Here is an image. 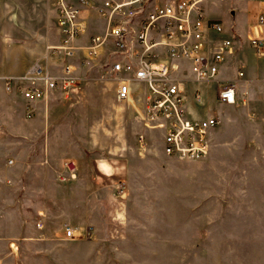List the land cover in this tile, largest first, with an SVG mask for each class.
<instances>
[{"label": "rangeland", "instance_id": "rangeland-1", "mask_svg": "<svg viewBox=\"0 0 264 264\" xmlns=\"http://www.w3.org/2000/svg\"><path fill=\"white\" fill-rule=\"evenodd\" d=\"M205 5L230 24L229 3ZM241 12L243 21L253 17L246 3ZM0 26V38L14 58L24 63L28 53L34 55L22 77L40 60L47 41L57 39L36 0L2 2ZM233 39L240 42L231 63L251 80L246 85L254 97L240 86L236 104L219 108L217 81L203 89L190 85L191 98L199 90L203 100L192 101V115L220 118L229 143L222 148L226 155L244 148L242 142L234 145L239 138L234 122L264 124V55L248 38L235 34ZM97 68L83 70L79 97L68 100L74 127L49 143L44 134L52 131L41 126V114L28 118L20 109L6 111L5 94L14 92L6 89L7 78L0 83V139L6 140L0 142V264H264V186L241 193L233 163L223 158L219 179L209 169V185H204L203 158L167 157L161 134L145 126V106L120 103L116 86L91 77ZM86 91L90 97L82 100ZM9 121L16 138H9ZM246 137L253 140L250 147L264 148V130ZM67 227L81 235L67 237ZM87 227L93 239L84 236Z\"/></svg>", "mask_w": 264, "mask_h": 264}, {"label": "built area", "instance_id": "built-area-1", "mask_svg": "<svg viewBox=\"0 0 264 264\" xmlns=\"http://www.w3.org/2000/svg\"><path fill=\"white\" fill-rule=\"evenodd\" d=\"M75 1L81 6H94V2L99 1L96 11L107 22L106 31L92 36L85 48L76 45L84 32V21L82 8ZM205 1L57 0L59 42L47 44L40 60L24 77L7 78L6 89L22 95L28 103L27 117L32 118L35 103L51 91L78 95L84 78L76 75V66L71 61L79 58L81 65L97 68L103 53L110 48L108 55L113 60L102 66L96 79L115 83L120 103H133L135 99L146 103L145 126L161 134L163 153L167 157L200 160L208 155L211 132L220 120L214 116L196 119L188 114L184 72L189 70L195 83L218 82L220 69L232 49L231 40L207 47L208 33L221 34L223 26L206 18ZM258 24L264 29V8ZM250 42L258 54H262L264 37L250 39ZM80 50H84L83 57L78 55ZM165 58L168 61H163ZM58 62L60 67L53 75L50 65ZM184 63H188V68L182 66ZM218 84V102L235 105L237 85L234 82ZM136 86L143 87V92ZM38 226L42 228L43 223ZM80 235L67 227V237ZM84 236L94 238L92 227L84 230Z\"/></svg>", "mask_w": 264, "mask_h": 264}, {"label": "crops", "instance_id": "crops-1", "mask_svg": "<svg viewBox=\"0 0 264 264\" xmlns=\"http://www.w3.org/2000/svg\"><path fill=\"white\" fill-rule=\"evenodd\" d=\"M16 1H18V0H0V5L2 4V2L3 3L4 2L12 3V2H16ZM36 1H38L39 4L45 8V19H46L47 26H48L47 27L48 32L50 34H52V33L56 34V37H57V39L55 41L48 40L47 41L48 43H46L43 46V48L47 44H52V43L57 44L60 40V33L58 30V25H57V22H58L57 0H36ZM207 1H209V0H207ZM207 1L204 2V13H205L206 18L209 20H212V21H217V22L221 23L223 26V32L221 34H216L214 32L208 33L207 40H206L207 47L210 48V47L220 43L223 40H231L232 41L231 53L226 56L225 61H224L223 65L220 69V73L218 75V83L219 82H221V83L234 82L237 85V90L240 86H242V89L246 90L245 92L247 93L249 98L254 97V92L250 89H247V85H246L247 83L249 84V82L251 80L250 79H247V80L243 79L245 76V72L239 69L240 66L237 69L231 63L232 60L234 59V55L237 52V49L239 47L238 42H240V40H237L238 37L236 40H234L233 36L235 34H237L243 39L248 38L249 41H250V39H253V38H263L264 37V29L261 28L258 24V17L264 8V0H253V1L252 0H247V1L219 0L220 2H223L225 4L229 3L230 7L228 6V10H232L231 11L232 18L230 20L229 25L222 18V16H218V15L214 16L213 13L209 11V8L207 9V6L205 5ZM74 3L77 6L82 8V18L84 21V32L79 37V39L77 40L76 45L79 47L85 48V46H87L89 44L92 36L98 35V34H103L106 31L107 22L103 18H101L96 11L97 5L100 4L99 1H95L94 6H92V5L81 6L78 3V1H75ZM245 3H246V5H249L250 9L252 10L253 17L249 20L243 21L241 19V16H242L241 9ZM233 7H236L237 9L234 10ZM8 17L11 20H13L12 18H14V16H11L9 14H8ZM53 25L55 26V28L53 27ZM233 26H234V29H233ZM0 28H1V26H0ZM0 32H1V29H0ZM6 42H7L6 39L0 38V83H2V80H4L5 78L22 77L24 75V72L28 68V67L25 68L26 64L29 63L34 58L33 53H28L29 59L24 63L19 62L18 58L20 56L18 58H14V56H12V54L7 52L6 48L9 44ZM30 50H32V49H30ZM107 50H106L107 51L106 53L105 52L103 53V57H102V59H100L101 60L100 62H102V60L104 62L105 61L110 62L113 60V59H110L111 56L108 55V52L111 49L108 48ZM261 51H262V54H258L260 56L264 55V43L262 45ZM255 52H256V50H255ZM41 53H43V51ZM78 55H79V57H83L84 56V50H80L78 52ZM40 57L41 56H39L38 58H40ZM235 57L237 58V56H235ZM36 60L37 59H35L34 61H36ZM79 60L80 59L78 58V60L71 61L76 66V75L83 76L82 75V74H84L83 70L90 71L91 69H93L88 65H81V62ZM163 61H168V60L165 58V59H163ZM13 64L15 65L14 69L12 68ZM100 66H103V65L100 64ZM100 66H99V68H97V70H94L92 72L93 75H91V77H93L94 79H96V77L100 73V70H101ZM182 66L188 68L189 65H188V63H184ZM59 67H60V64L58 62V63H56L55 68H53V70L56 71V72H54L55 75H56ZM226 71L231 72L232 74L229 76L224 74V72H226ZM240 73H243V76H240L239 75ZM184 75H185V79H186L185 80V87H186L185 109L188 112V114L192 118H196V119H205V118L211 117V116L218 117L215 114H211V115H208L205 117L192 115V114H195L194 113L195 111L192 109V101H195L196 103H201L203 100H202V95H201L199 90H195L193 99L190 96V85L195 84V85H198L200 88L202 87V89H203V87H207L215 81L207 82V83H195L194 81H192L191 73L189 70L184 72ZM109 84H111L112 86L113 85L116 86V91H117V85L115 83L109 82ZM81 88H82V85H81ZM135 88L138 90L139 86H136ZM139 89H142V92H143V87H140ZM85 93H83L81 95L82 100H86L87 98L90 97L89 92L86 91ZM79 94H80V92L78 93V95ZM13 95H11V96L13 98H15L14 101L10 95L5 94V102L7 104L9 103V106L5 107L6 111L9 114H11L13 111H17L20 109V111L23 112L24 117H27L26 109H27L28 103L22 97V95L20 93L14 92ZM78 95L67 96L60 90H54V91H51L44 99L35 103V114L37 115L39 113L42 116L41 120H40L42 122L41 126L43 128H45L46 130L48 129L49 131H52V132H48L47 134H44V135H46V139L48 140V143L51 140H55L58 137L57 135L61 134V132L64 129L68 130L69 128L74 127L73 125H71V123H69V121L74 120V118L71 117V115L74 112V109L68 100L74 99V98H76V96L79 97ZM99 95H101L100 92H98V97H99ZM237 98H238V96H237ZM215 100H216L217 106L219 108H223L225 106V105H222L218 102L217 97H215ZM1 103H2V99L0 101V106H1ZM133 103L142 104L145 106V109H146V103L143 100L139 101V100L135 99ZM79 110H80V108H79ZM59 111H64V112H62V116L60 118H58L56 121H54L53 120V114H55L56 112H59ZM35 114H34V116H35ZM66 114H67V116H65ZM219 120H220V118H219ZM8 124H9L8 130H9V134H10L9 138H16L17 134L12 132V129H16V126L10 121L8 122ZM233 128H234V130H239V138L234 140V142H235L234 145H237V144L241 145V142H242V145L244 146V148L239 149L238 151H236V153H233L232 155H229V154L226 155V154L221 153L222 148L226 144H229L228 139L226 137H224L225 133L222 131L221 128H219V125L215 129H213L211 132L210 151H209L208 155L202 159V161H204L202 164L207 166V170L205 171V169H204L203 173H202V178H203L202 182L204 185H205V182H206L207 186L209 185V181H208L209 180V176H208V174H209L208 170L209 169L219 179L220 165H221V164H219V162H221L223 160H229V161L231 160L230 162L233 163L232 169L234 172V178H236V180L239 183L238 184V187L240 188L239 191L241 193H247V192H250L253 187L264 186V180H263L264 179V148H262L263 146H261V145L250 147L252 145L253 140H252V138H248V140L246 139L247 134H250L251 131H253L254 129L263 131L264 130V124H262V123L234 122ZM257 140H259V139H256L255 142H257ZM0 142L4 144L6 142V140L0 139ZM255 142H254V144H255ZM255 147H257L258 149H256ZM257 150H261V154L254 153V151H257ZM222 158H223V160H222ZM9 163H10V165H12L15 162H14V160H10ZM205 172H207V174ZM259 174L262 175L260 178L261 181L257 180ZM204 188H205V186H204ZM243 204H244L243 201L239 202L240 207ZM246 209H248V208L246 207ZM40 223H43V226H44L43 221L42 222L40 221L38 224H40ZM35 237H38V236H35Z\"/></svg>", "mask_w": 264, "mask_h": 264}]
</instances>
